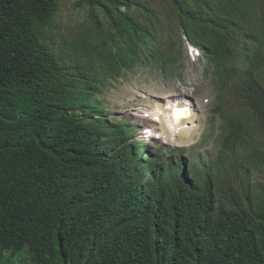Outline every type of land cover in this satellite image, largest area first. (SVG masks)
<instances>
[{"label":"trees","instance_id":"obj_1","mask_svg":"<svg viewBox=\"0 0 264 264\" xmlns=\"http://www.w3.org/2000/svg\"><path fill=\"white\" fill-rule=\"evenodd\" d=\"M155 1L169 42L144 0H77L68 37L58 0H0V264H264V0ZM184 39L225 123L190 172L99 100L141 58L179 64Z\"/></svg>","mask_w":264,"mask_h":264},{"label":"rangeland","instance_id":"obj_2","mask_svg":"<svg viewBox=\"0 0 264 264\" xmlns=\"http://www.w3.org/2000/svg\"><path fill=\"white\" fill-rule=\"evenodd\" d=\"M144 1L159 10L163 39L169 42L174 37V21L169 7L165 1ZM58 3V32L64 37L81 32L88 21L87 10L78 8L77 0H58ZM179 46L184 54L179 64L163 72L159 67L145 63L141 58L133 71H125L116 81H110L109 88L99 96V100L111 121L124 122L132 128V141L149 145V149L141 146L144 154L154 155L151 151L163 148L162 154H166L167 159L180 157L184 164L183 170L190 172L197 169V165L190 161L192 155L203 157L205 160H212L217 156L225 123L213 111L216 91L211 75L205 72V59L200 53H191V45L186 39ZM181 94L187 95L184 101L192 106L195 115V126L190 136L170 143L164 142L156 134L145 135L144 130H148L153 124L149 117H144L146 108L153 105L151 102H163L162 98L166 96ZM172 150L177 153L172 155L169 153ZM149 151L151 153H147ZM254 178L257 182H264V176L261 174L255 175Z\"/></svg>","mask_w":264,"mask_h":264},{"label":"bare ground","instance_id":"obj_3","mask_svg":"<svg viewBox=\"0 0 264 264\" xmlns=\"http://www.w3.org/2000/svg\"><path fill=\"white\" fill-rule=\"evenodd\" d=\"M186 96L183 94L162 96L163 102L158 100L151 102L153 105L146 108L144 117H149L153 124L146 130L145 135L156 134L164 142L170 143L188 138L195 126V115L192 106L184 101Z\"/></svg>","mask_w":264,"mask_h":264},{"label":"clouds","instance_id":"obj_4","mask_svg":"<svg viewBox=\"0 0 264 264\" xmlns=\"http://www.w3.org/2000/svg\"><path fill=\"white\" fill-rule=\"evenodd\" d=\"M190 51H191V53H196L197 52V54H199L200 52L196 49V48H194L192 45L190 46ZM201 55V54H200ZM144 131H146V130H144ZM148 145V144H147ZM149 146V145H148ZM148 149V148H147ZM148 153V152H147ZM144 154V153H143Z\"/></svg>","mask_w":264,"mask_h":264}]
</instances>
